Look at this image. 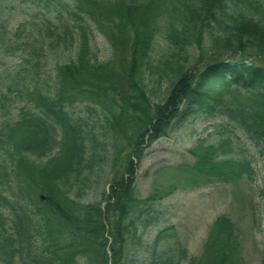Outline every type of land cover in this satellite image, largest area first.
<instances>
[{
    "label": "trees",
    "instance_id": "16d2710c",
    "mask_svg": "<svg viewBox=\"0 0 264 264\" xmlns=\"http://www.w3.org/2000/svg\"><path fill=\"white\" fill-rule=\"evenodd\" d=\"M97 36L111 48L106 62ZM201 55L212 61L189 66ZM1 62L0 264H84L90 247L97 264H137L126 243L142 241L160 200L140 198L137 170L175 121L215 122L216 137L189 152L195 183L252 180L243 143L264 155V0H0ZM87 99L102 108L103 144L74 112ZM109 151L107 191L79 203ZM173 230L145 251L150 264H246L227 216L198 258Z\"/></svg>",
    "mask_w": 264,
    "mask_h": 264
},
{
    "label": "rangeland",
    "instance_id": "374dc122",
    "mask_svg": "<svg viewBox=\"0 0 264 264\" xmlns=\"http://www.w3.org/2000/svg\"><path fill=\"white\" fill-rule=\"evenodd\" d=\"M28 3H22L21 8L25 12L28 10ZM98 36L95 40L98 60L106 62L111 58L112 51L107 41ZM66 54L69 55V53ZM197 56H200V53ZM201 57L192 61L189 66L203 68L207 62L212 61L202 55ZM15 60H18L17 56ZM0 66H3V62ZM162 92L163 89L159 91V93ZM74 112L87 118L91 124H95L97 131L102 135L100 143L103 144L102 108L87 99L84 103L78 104ZM214 123L201 118L175 121L167 130V134L146 150L137 170L136 189L141 199H148L157 194L160 200L148 205L149 218L154 219L155 223L147 227L145 231L143 228L140 229L142 241L138 243L136 240L129 239L126 243V255L137 264H150L145 251L150 252L159 231L169 227H173V232L189 257H200L210 228L220 216H227L235 225L246 264H262L264 257V155L260 154L252 144H242L243 148L253 156L254 177L252 180L244 178L238 183L205 184L203 179L195 183V173L189 170L195 162L189 152L196 147L198 141L213 140L216 137L212 129ZM111 154L109 151L103 162H97L95 175L98 176L83 192L79 203L97 204L101 201L102 193L108 189L105 181L112 178ZM39 197L44 200L45 194H40ZM64 209L70 221H74V210L71 207H64ZM145 218L149 220L148 217ZM66 225L65 228H67ZM167 240L164 241L163 246L174 244L172 239L169 242ZM93 241L94 239L91 238V242L85 246H95ZM86 252L88 255L83 258L84 264H97L102 258L98 249L94 247H90ZM108 254L110 258L111 254L109 252Z\"/></svg>",
    "mask_w": 264,
    "mask_h": 264
}]
</instances>
